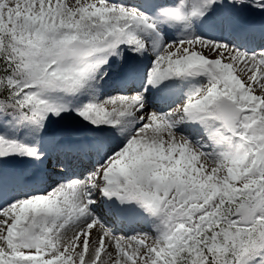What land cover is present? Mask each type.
<instances>
[{"label":"snow or ice","instance_id":"6c2138e0","mask_svg":"<svg viewBox=\"0 0 264 264\" xmlns=\"http://www.w3.org/2000/svg\"><path fill=\"white\" fill-rule=\"evenodd\" d=\"M0 264H264V0H0Z\"/></svg>","mask_w":264,"mask_h":264}]
</instances>
